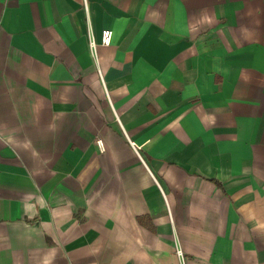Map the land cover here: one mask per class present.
Returning <instances> with one entry per match:
<instances>
[{
  "label": "crops",
  "instance_id": "1",
  "mask_svg": "<svg viewBox=\"0 0 264 264\" xmlns=\"http://www.w3.org/2000/svg\"><path fill=\"white\" fill-rule=\"evenodd\" d=\"M0 264H264V0H0Z\"/></svg>",
  "mask_w": 264,
  "mask_h": 264
},
{
  "label": "built area",
  "instance_id": "2",
  "mask_svg": "<svg viewBox=\"0 0 264 264\" xmlns=\"http://www.w3.org/2000/svg\"><path fill=\"white\" fill-rule=\"evenodd\" d=\"M85 5V9H87L86 7V3H84ZM110 37H111V31L109 29H103L101 31V36H100V45L106 46L109 44L110 42ZM96 43L94 40L90 39L89 40V47L90 49L93 51L96 48ZM128 139V138H127ZM128 142L130 144V146L133 148L134 152L136 153V155L139 157V159L141 160V162L143 163V160L141 158V155L139 153V147L137 146L134 142H132L131 140L128 139ZM95 146L97 148L98 151L103 152L105 150V146L103 144V141L101 138H96L95 141Z\"/></svg>",
  "mask_w": 264,
  "mask_h": 264
}]
</instances>
